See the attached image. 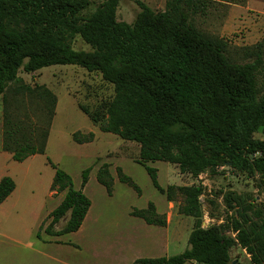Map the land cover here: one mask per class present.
<instances>
[{
    "label": "trees",
    "instance_id": "1",
    "mask_svg": "<svg viewBox=\"0 0 264 264\" xmlns=\"http://www.w3.org/2000/svg\"><path fill=\"white\" fill-rule=\"evenodd\" d=\"M122 1L105 0L85 16L89 0H0L2 151L18 163L44 155L55 116L57 100L43 87H20L13 99L8 96L10 87L20 82L21 71L34 74L71 65L98 73L114 86L116 96L106 121L91 118L82 109L84 114L101 132L141 145L137 163L146 168L153 186L169 202L183 197L180 213L197 219L186 251L170 258L139 259L134 264H231L236 244L252 264H264V224L253 219L249 229L237 224L234 239L216 226L204 228L199 220L202 188L163 189L157 169L146 166L150 162L173 164L181 174L195 179L228 168L259 177L263 183L264 140L255 135L264 131V45L246 52L248 63L231 60L222 41L205 36L191 24L192 15L201 12L207 0H169L161 13L136 1L140 12L133 24L117 19ZM75 38L82 39L91 51L74 50L71 42ZM24 99L37 107L32 110L34 117L23 105ZM93 140V134H74L78 144ZM52 166V190L66 194L51 213L52 222L45 232L49 236L79 232L92 206L84 194L92 169L83 172L81 190H75L71 176ZM118 178L140 195V188L121 168ZM97 181L113 195L115 178L109 164L98 170ZM15 188L11 178L1 180L0 204ZM229 198L228 194V202ZM68 214L65 228L55 232L54 226ZM131 215L150 226L167 225L153 203ZM261 219L258 213L256 220Z\"/></svg>",
    "mask_w": 264,
    "mask_h": 264
},
{
    "label": "rangeland",
    "instance_id": "2",
    "mask_svg": "<svg viewBox=\"0 0 264 264\" xmlns=\"http://www.w3.org/2000/svg\"><path fill=\"white\" fill-rule=\"evenodd\" d=\"M89 1L91 6L85 16L94 13L105 0ZM136 1L161 13L166 11L169 0H124L117 13L119 22L134 23L140 12ZM191 24L205 36L222 41L231 60L245 64L249 62L246 52L264 45V0H207L203 10L192 15ZM71 46L77 51H91L80 38H75ZM19 78L20 82L9 89L10 98L20 87H43L55 96L57 105L44 155L18 163L12 155L0 153V179L11 178L17 187L13 197L0 205V264H134L139 259L170 258L186 251L197 219L180 213L183 197L169 202L153 186L146 168L137 163L141 145L103 133L92 123L91 118L107 120L108 107L116 96L114 86L98 73L71 65L52 66L34 74L21 71ZM23 105L34 117L32 110L37 107L25 99ZM78 132L84 136L93 134V142L76 143L74 134ZM255 138L264 140V131H259ZM103 164H109L115 178L112 196L97 181ZM52 165L71 176L75 190H81L83 172L92 169L84 189L92 206L79 232L62 236H49L45 232L52 222L51 213L66 194L52 190L55 176ZM146 166L157 169L163 189L202 188L199 220L204 228L216 226L224 230L226 237L234 239L237 224L247 229L251 219L260 226L264 224V181L259 177L221 168L216 174H203L195 179L181 174L173 164L150 162ZM119 168L140 188V195L119 181ZM150 203L155 205L158 215L165 217V227L147 225L131 215L136 210H146ZM258 213L262 214L261 221L256 220ZM69 216L53 230L62 231ZM231 257V264H252L251 257L238 244L232 248Z\"/></svg>",
    "mask_w": 264,
    "mask_h": 264
},
{
    "label": "crops",
    "instance_id": "3",
    "mask_svg": "<svg viewBox=\"0 0 264 264\" xmlns=\"http://www.w3.org/2000/svg\"><path fill=\"white\" fill-rule=\"evenodd\" d=\"M0 153H5V152H3L2 150L0 151ZM5 154H8V153H5ZM10 155V154H9ZM11 156V155H10ZM11 158H12V156H11ZM1 180L2 179H0V182H1ZM17 188V187H16ZM16 188H15V190L13 191V193L2 203V204H0V205H3V204H6L12 197H13V195L15 194V192H16ZM90 211V210H89ZM87 218V217H86ZM86 220V219H85ZM81 230V229H80ZM244 253L247 255V252L244 250Z\"/></svg>",
    "mask_w": 264,
    "mask_h": 264
},
{
    "label": "built area",
    "instance_id": "4",
    "mask_svg": "<svg viewBox=\"0 0 264 264\" xmlns=\"http://www.w3.org/2000/svg\"><path fill=\"white\" fill-rule=\"evenodd\" d=\"M208 228V227H207Z\"/></svg>",
    "mask_w": 264,
    "mask_h": 264
}]
</instances>
